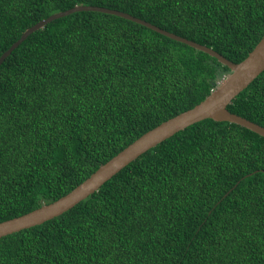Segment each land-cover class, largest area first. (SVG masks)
<instances>
[{
    "label": "trees",
    "instance_id": "obj_1",
    "mask_svg": "<svg viewBox=\"0 0 264 264\" xmlns=\"http://www.w3.org/2000/svg\"><path fill=\"white\" fill-rule=\"evenodd\" d=\"M75 6L128 13L234 63L264 0H0V57ZM230 70L145 26L76 12L0 66V223L71 192ZM264 127V72L228 106ZM0 264H264V137L207 119L141 155L73 209L0 239Z\"/></svg>",
    "mask_w": 264,
    "mask_h": 264
},
{
    "label": "water",
    "instance_id": "obj_2",
    "mask_svg": "<svg viewBox=\"0 0 264 264\" xmlns=\"http://www.w3.org/2000/svg\"><path fill=\"white\" fill-rule=\"evenodd\" d=\"M83 11L115 15L145 26L163 36L216 58L222 65L229 68L230 73L218 83L204 101L143 134L123 151L101 165L89 178L68 194L52 203L42 205L40 208L25 215L1 222L0 239L24 229L41 225L73 209L97 192L106 182L137 160L141 155L198 122L207 119L217 122H229L264 137L263 126L234 114L228 109V106L232 104L234 99L264 72V36L246 59L240 63H234L210 47L168 32L128 13L98 6H75L72 9L55 13L26 30L20 39L0 57V66L34 32L45 28L49 23L57 19Z\"/></svg>",
    "mask_w": 264,
    "mask_h": 264
}]
</instances>
